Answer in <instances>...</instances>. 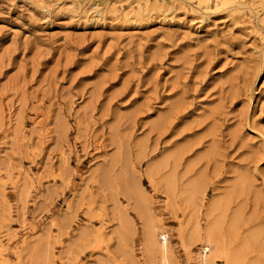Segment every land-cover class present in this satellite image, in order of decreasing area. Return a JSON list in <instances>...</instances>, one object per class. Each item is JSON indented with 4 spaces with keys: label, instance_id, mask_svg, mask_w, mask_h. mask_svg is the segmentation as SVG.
I'll return each mask as SVG.
<instances>
[{
    "label": "rangeland",
    "instance_id": "374dc122",
    "mask_svg": "<svg viewBox=\"0 0 264 264\" xmlns=\"http://www.w3.org/2000/svg\"><path fill=\"white\" fill-rule=\"evenodd\" d=\"M124 167L112 188L104 173ZM175 167L202 181V224L231 197L241 235L260 230L244 256L264 264V0H0V264H159L134 185L171 264H199L191 209L166 189Z\"/></svg>",
    "mask_w": 264,
    "mask_h": 264
},
{
    "label": "bare ground",
    "instance_id": "6f19581e",
    "mask_svg": "<svg viewBox=\"0 0 264 264\" xmlns=\"http://www.w3.org/2000/svg\"><path fill=\"white\" fill-rule=\"evenodd\" d=\"M173 157L174 163L178 165L180 159L179 153L174 154ZM169 163L170 161L167 158L163 163L150 165V167L147 169L148 176L150 178H153L157 173L161 171L163 167L168 166ZM104 177L106 179V182H109L112 188L116 189L117 186H120V184L124 182V180H129L128 169L124 167L122 172L116 177V179L112 178L110 170L104 173ZM180 180L183 181L182 179H178L175 167V170L173 169V172L169 173L165 177L167 186L166 189L169 192V195L171 194L173 198H177V195L179 196L184 210H186V208L191 209L190 217L188 218L184 228L181 229V235L187 249L193 247L197 241H202L203 249L200 253L199 264H214L215 257L222 255L226 257V264H241V262H245L246 264H253L250 260L245 258L244 254L245 251L250 247L253 240L259 236L260 230L250 232L246 236L241 235L240 231L242 227V214L241 212L236 211L230 217L229 213L232 208L231 197L221 199L214 198L212 201H210L206 209L208 221L205 224H202L199 220V213L201 211L202 203L205 197V189L203 184L201 183L202 181L195 178L193 180L180 183ZM243 183L245 182L243 181ZM134 186L136 187L134 188L129 186L130 189L126 190L125 195L129 200L134 199V208L136 209L139 217L143 220L145 232L147 235L146 239L148 240L146 245H148L147 247L150 250L151 247L158 248V252H160L161 254V260L159 261V264H171L168 254V234L162 232V237L159 236V230H161V228L155 220L152 203L139 186ZM228 217H230L231 219L234 228L233 230H235L237 233L238 247L236 248L234 253H229L227 251V244L221 238L222 226L227 221ZM119 218L123 227H133V221L124 209L120 211ZM261 227L263 228V226ZM124 235L125 233L121 229L119 231L120 238H124Z\"/></svg>",
    "mask_w": 264,
    "mask_h": 264
}]
</instances>
